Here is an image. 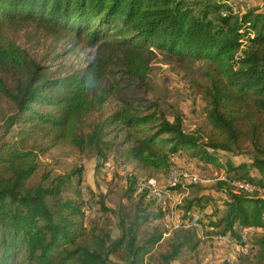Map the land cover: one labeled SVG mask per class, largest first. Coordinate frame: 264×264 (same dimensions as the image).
Listing matches in <instances>:
<instances>
[{
    "label": "trees",
    "instance_id": "1",
    "mask_svg": "<svg viewBox=\"0 0 264 264\" xmlns=\"http://www.w3.org/2000/svg\"><path fill=\"white\" fill-rule=\"evenodd\" d=\"M226 8L214 0H0V264H193L207 234L239 243L251 227L247 255L212 263L264 264V197L235 194L225 182L212 197H183L176 220L199 215L203 227L169 236L174 227L156 200L126 215L100 197V211L119 220L116 238L100 221L83 224L84 207L64 196L73 175L44 174L30 186L53 148L69 144L106 160L115 147L107 137L120 130L127 158L144 169L176 170L183 152L211 165L247 155L224 166L227 178L264 186V8ZM77 49L91 51L88 61L66 63ZM156 51L208 62V84L193 83L209 104L207 138L142 95ZM113 102L118 108L95 121Z\"/></svg>",
    "mask_w": 264,
    "mask_h": 264
},
{
    "label": "rangeland",
    "instance_id": "2",
    "mask_svg": "<svg viewBox=\"0 0 264 264\" xmlns=\"http://www.w3.org/2000/svg\"><path fill=\"white\" fill-rule=\"evenodd\" d=\"M214 1L226 5L225 14L229 13L227 10L229 7L231 12L235 14L242 9L233 0ZM255 3L252 2V7ZM244 5L240 3V6ZM242 12L244 11L242 10ZM32 53L35 55L34 51ZM90 53V50L77 49L75 52L65 55L63 60L66 63L81 66L88 61ZM156 53L158 56L151 66L147 90H144L142 95L147 99L149 105L156 103L171 121H174L176 115L181 116L186 132H197L202 137L207 138L211 131L207 123L209 104L200 94L195 92L193 83L208 84L209 80L206 74L209 71L208 62L204 60L193 61L188 57L181 60L168 55L169 53L161 54L158 51ZM118 106L116 102L108 103L94 120L100 121L102 118H106ZM127 138L128 136L123 130L108 135L107 140L113 141L115 147L107 151L106 160L98 159L95 157L96 155L90 152L82 153L69 144L55 147L39 159L40 168L31 180L30 186L36 185L44 174L49 175L50 180L73 175L72 180L65 188L64 196L77 201L80 206L84 207L86 214H83V224L90 227L100 221V227L111 229L112 236L116 238L119 235L117 227L119 220L109 212L100 211V197H104L108 205L113 207L112 209L119 211L123 208V214L132 215L139 202L150 205L158 197L149 192L146 193L147 189H143L142 185L153 181L157 185V189H162L171 174L169 170L144 169L136 161L128 159L126 151H128L130 144ZM220 157L221 161L217 165L205 164L198 159L195 160L188 152L181 153L178 158L175 157L177 162L173 164V168L182 169L181 171L185 174L196 175L201 182L189 189L181 187L180 194L168 196L167 198L173 201L170 200V205H166L165 210L177 213V206L180 205L182 198L189 193L190 196L193 194L191 197L216 195L219 181L225 182L226 190H232L229 185L230 180L226 176L227 169L224 166L228 162L239 165L246 162L250 157L247 155ZM188 183L184 182L185 185ZM131 185H134L132 187L134 191L129 193L127 191ZM144 195L148 197L145 200H143ZM154 207H157V203ZM173 230L168 226L166 236H169ZM209 235L207 234V238L203 239L198 252L191 255L193 264L195 262L198 264H218L217 262L212 263V260H223L225 253L228 252H231L232 255L236 253L232 249H226L227 246L223 244V241ZM214 255L215 257L211 258ZM116 263L122 264L118 259Z\"/></svg>",
    "mask_w": 264,
    "mask_h": 264
},
{
    "label": "built area",
    "instance_id": "3",
    "mask_svg": "<svg viewBox=\"0 0 264 264\" xmlns=\"http://www.w3.org/2000/svg\"><path fill=\"white\" fill-rule=\"evenodd\" d=\"M235 1V4L238 5L240 8V3H243L245 5H248V9L252 8V2H257L258 0H233ZM240 2V3H239ZM170 176L168 177V180H166V185L161 189H157V185L155 182L150 181L147 184H143V189H147V191L151 194L156 196V200L159 205H162L163 207H166V202L168 200V196L171 195V188H175L179 185L186 186L184 182H189L193 184H198L201 182V180L196 175H190L185 174L181 170H173L170 172ZM232 187V192L235 194H258L260 197H264V186H256L249 182H243V181H230L229 184ZM91 198V197H90ZM167 198V199H166ZM166 221H169L173 224V227L175 229L178 228H201L200 225V216L195 215L188 223H181L180 221H177L174 219L173 215H166L165 216ZM257 231L256 228H246L241 231L240 234V242L243 244V246H239V243L230 240L229 238L219 237L221 241H223V244L227 247H231L235 250V252L239 253L241 252L243 255H247L249 252V246L248 242L250 240V237L253 233ZM209 260V259H208ZM207 260V262H208Z\"/></svg>",
    "mask_w": 264,
    "mask_h": 264
},
{
    "label": "crops",
    "instance_id": "4",
    "mask_svg": "<svg viewBox=\"0 0 264 264\" xmlns=\"http://www.w3.org/2000/svg\"><path fill=\"white\" fill-rule=\"evenodd\" d=\"M254 6H256V7H257V6H260L261 8H264V0H260V1L258 0V1L253 5V7H254ZM253 7H252V8H253ZM241 8H242V9H240L241 11H242V10L245 11L246 8H248V5L241 6ZM240 10H239V11H240ZM171 196H173V195H171ZM174 196H175V195H174ZM170 200H172V199H168V201H170ZM172 201H173V200H172ZM170 210H171V209H170ZM168 213L175 214V215H176V216H175V219H178V218H179V213H178V211H177V213H175V212H174V213H173V212H168Z\"/></svg>",
    "mask_w": 264,
    "mask_h": 264
},
{
    "label": "clouds",
    "instance_id": "5",
    "mask_svg": "<svg viewBox=\"0 0 264 264\" xmlns=\"http://www.w3.org/2000/svg\"><path fill=\"white\" fill-rule=\"evenodd\" d=\"M158 203V202H157ZM165 208V207H164ZM168 215H173V217H175V214H171V213H167ZM175 219V218H174ZM171 223V222H170ZM171 225L173 226V224L171 223ZM175 229V228H173ZM219 238V237H218Z\"/></svg>",
    "mask_w": 264,
    "mask_h": 264
}]
</instances>
